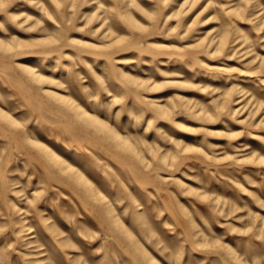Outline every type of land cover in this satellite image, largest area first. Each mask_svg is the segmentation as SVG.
<instances>
[{
	"label": "rangeland",
	"instance_id": "obj_1",
	"mask_svg": "<svg viewBox=\"0 0 264 264\" xmlns=\"http://www.w3.org/2000/svg\"><path fill=\"white\" fill-rule=\"evenodd\" d=\"M0 264H264V0H0Z\"/></svg>",
	"mask_w": 264,
	"mask_h": 264
}]
</instances>
